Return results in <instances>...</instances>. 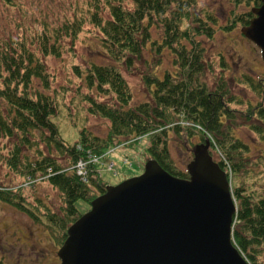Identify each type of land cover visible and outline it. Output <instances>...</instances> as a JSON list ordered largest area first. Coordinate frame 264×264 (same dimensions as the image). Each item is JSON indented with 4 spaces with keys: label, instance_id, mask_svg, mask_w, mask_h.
Listing matches in <instances>:
<instances>
[{
    "label": "trees",
    "instance_id": "trees-1",
    "mask_svg": "<svg viewBox=\"0 0 264 264\" xmlns=\"http://www.w3.org/2000/svg\"><path fill=\"white\" fill-rule=\"evenodd\" d=\"M245 2L247 6L259 4V0ZM5 3L14 4L11 0ZM240 3L242 0H236ZM88 6L92 11L87 21L81 16L52 30L43 28L35 44L18 36L0 49V164L22 181L15 186L0 185V201L43 226L59 247L68 227L81 214L76 201L89 207L105 191L106 183L95 165L87 164L82 179L75 169L78 161L86 162L92 155H104L146 136L150 142L146 160L154 159L170 175L186 179L188 174L172 158L170 145L191 154L196 143L208 139L213 160L228 174L236 204L232 242L249 264H264V180L259 183L255 172L247 173L250 150L236 137L238 125L232 124L239 114L254 134L263 137L254 120L264 124V108L259 103L245 111L234 110L242 100L232 93L223 62L218 73H210L213 83L205 81L211 64L198 37L213 38L216 18L200 13L196 0H92ZM232 15L221 31L247 25L252 13L249 8ZM86 24L93 26L100 45L98 55L103 53L111 63L83 60L81 66L73 62L71 70L78 79L75 93L66 97L70 81L62 93H49L48 60L73 54L72 43L85 32ZM154 26L161 37L152 40ZM147 49L155 57L141 75L149 100L134 104L125 73L132 72L136 62L146 63L142 56ZM163 50L173 56L176 72L163 71L159 77L155 69ZM239 83L264 98V76L252 80L244 75ZM76 111L85 119L106 120L109 130L105 137L93 135L78 123ZM60 122L75 130L72 142L62 137ZM38 184L57 190L60 205L24 192Z\"/></svg>",
    "mask_w": 264,
    "mask_h": 264
},
{
    "label": "rangeland",
    "instance_id": "rangeland-1",
    "mask_svg": "<svg viewBox=\"0 0 264 264\" xmlns=\"http://www.w3.org/2000/svg\"><path fill=\"white\" fill-rule=\"evenodd\" d=\"M11 1L14 4L6 5L5 0H0V49L6 41L16 40L18 36L19 38L25 36L26 40L35 44L37 35L43 28L52 30L66 21H72L81 16L87 21L88 15L92 11L88 6L92 0ZM126 5L130 8L132 6L130 1L126 2ZM196 6L200 13L208 12L217 20L216 32L212 39H207L204 36L198 37L206 50L205 59L211 64V70L206 72L205 81L208 85L213 83L211 75L220 71V63L223 62L226 67L224 75L230 89L235 97L242 100L240 105L233 106L234 110L236 112L245 111L249 106L256 107L259 103H263L264 108V98L253 92L249 86L239 83L240 78L244 75L252 80L264 76V62L261 59L260 50L251 41L244 38L241 34L242 26H237L231 32L220 30L232 20V13H244L255 5L247 6L245 0H242L239 5L236 4V0H196ZM84 28L85 32H81L72 43L73 54L63 53L61 58L53 57L48 60L47 71L51 85L49 93L52 94L54 91L62 93V88L66 87L69 81L71 87L66 97H71L75 93V84L78 79L76 81L71 70L73 62L81 66L83 60L111 63L103 53L98 55L100 45L94 37L93 26L86 24ZM160 37L161 31L155 26L152 27V40ZM66 44L70 45V42L67 40ZM142 58L146 61L145 64L142 63V60L136 62L132 72L125 73L131 87L134 104L149 100L150 95L143 85L141 75L145 71L147 63L155 62V57H152L147 49L143 52ZM173 61L171 53L163 50L159 65L155 69L156 74L161 77L163 71H174L175 73L176 66ZM75 113L76 121L84 124L93 135L105 137L108 133L109 124L106 120L91 116L85 119L83 114L78 111ZM240 118L239 114L235 115L232 124L238 125L236 137L250 150L247 158V173L255 172L256 180L262 183L264 178L258 179V176L264 173V124L259 120H254V123L263 130V137H260L254 134ZM60 123L65 127H60L62 137L68 142H72L76 135L75 130L71 129L69 124L68 128L67 123ZM149 145V137L144 136L130 145H120L108 151L96 162L101 178L109 186H116L127 179L141 175L147 162L146 152ZM170 152L176 164L186 170L192 159V153L189 154L188 151L186 152L174 143L170 145ZM111 163L113 166L109 168L108 165ZM21 182V179L15 177V174L7 166L0 164V185L9 187ZM24 192L33 194L56 206L61 203L59 192L44 186V184H38L34 188L27 187ZM76 207L81 214L89 209L86 202L82 200L76 201ZM57 248L51 242L43 226L7 203L0 201V264H59Z\"/></svg>",
    "mask_w": 264,
    "mask_h": 264
},
{
    "label": "water",
    "instance_id": "water-1",
    "mask_svg": "<svg viewBox=\"0 0 264 264\" xmlns=\"http://www.w3.org/2000/svg\"><path fill=\"white\" fill-rule=\"evenodd\" d=\"M241 33L264 62V0ZM194 147L188 179L175 178L153 159L141 175L90 202L67 229L60 264H249L232 242L236 206L225 171Z\"/></svg>",
    "mask_w": 264,
    "mask_h": 264
},
{
    "label": "built area",
    "instance_id": "built-area-1",
    "mask_svg": "<svg viewBox=\"0 0 264 264\" xmlns=\"http://www.w3.org/2000/svg\"><path fill=\"white\" fill-rule=\"evenodd\" d=\"M78 167H79L80 171L83 170V164H82V163H79V164H78Z\"/></svg>",
    "mask_w": 264,
    "mask_h": 264
}]
</instances>
